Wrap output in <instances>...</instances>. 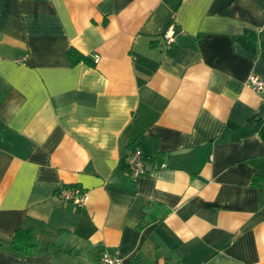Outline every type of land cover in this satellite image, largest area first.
<instances>
[{
    "label": "crops",
    "instance_id": "0c3cea01",
    "mask_svg": "<svg viewBox=\"0 0 264 264\" xmlns=\"http://www.w3.org/2000/svg\"><path fill=\"white\" fill-rule=\"evenodd\" d=\"M251 73L264 79V0H0V264H102L103 249L117 264H264ZM63 184L87 203L60 200Z\"/></svg>",
    "mask_w": 264,
    "mask_h": 264
},
{
    "label": "built area",
    "instance_id": "2783aa9c",
    "mask_svg": "<svg viewBox=\"0 0 264 264\" xmlns=\"http://www.w3.org/2000/svg\"><path fill=\"white\" fill-rule=\"evenodd\" d=\"M173 34V27H170L164 33L163 36L167 44L173 41ZM21 59H25V56ZM245 84L258 93H264V79L258 74H249L245 80ZM125 165L128 174L133 178L147 172L146 157L138 146L130 147L126 150ZM55 194L63 202H70L75 206L82 207L88 201L87 190L79 185H60L56 189ZM98 260L102 264H117L122 259L116 253L103 249L99 254Z\"/></svg>",
    "mask_w": 264,
    "mask_h": 264
},
{
    "label": "trees",
    "instance_id": "16d2710c",
    "mask_svg": "<svg viewBox=\"0 0 264 264\" xmlns=\"http://www.w3.org/2000/svg\"><path fill=\"white\" fill-rule=\"evenodd\" d=\"M68 54L70 55L73 62H77L78 60H85L86 58L82 54H78L73 50H69ZM147 217L144 218V221ZM32 236L29 233L28 229H19L15 232L12 246L16 250L24 251L31 247Z\"/></svg>",
    "mask_w": 264,
    "mask_h": 264
}]
</instances>
